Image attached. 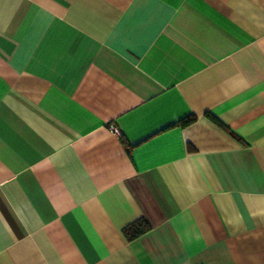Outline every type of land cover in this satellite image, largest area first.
<instances>
[{
  "label": "crops",
  "instance_id": "crops-1",
  "mask_svg": "<svg viewBox=\"0 0 264 264\" xmlns=\"http://www.w3.org/2000/svg\"><path fill=\"white\" fill-rule=\"evenodd\" d=\"M0 264H264V0H0Z\"/></svg>",
  "mask_w": 264,
  "mask_h": 264
},
{
  "label": "trees",
  "instance_id": "trees-1",
  "mask_svg": "<svg viewBox=\"0 0 264 264\" xmlns=\"http://www.w3.org/2000/svg\"><path fill=\"white\" fill-rule=\"evenodd\" d=\"M214 120V119H213ZM150 229L149 224L143 218H139L133 224L127 226L123 233L128 240H133Z\"/></svg>",
  "mask_w": 264,
  "mask_h": 264
},
{
  "label": "built area",
  "instance_id": "built-area-1",
  "mask_svg": "<svg viewBox=\"0 0 264 264\" xmlns=\"http://www.w3.org/2000/svg\"><path fill=\"white\" fill-rule=\"evenodd\" d=\"M110 128H111L112 132H113L116 136H118V137H121V136H122L120 130H119L117 127H115V126H111Z\"/></svg>",
  "mask_w": 264,
  "mask_h": 264
}]
</instances>
